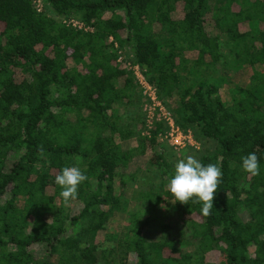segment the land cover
<instances>
[{
    "label": "trees",
    "instance_id": "obj_1",
    "mask_svg": "<svg viewBox=\"0 0 264 264\" xmlns=\"http://www.w3.org/2000/svg\"><path fill=\"white\" fill-rule=\"evenodd\" d=\"M42 2L0 0V264H264V0ZM129 61L222 169L211 215L169 192L185 156L146 127Z\"/></svg>",
    "mask_w": 264,
    "mask_h": 264
},
{
    "label": "clouds",
    "instance_id": "obj_2",
    "mask_svg": "<svg viewBox=\"0 0 264 264\" xmlns=\"http://www.w3.org/2000/svg\"><path fill=\"white\" fill-rule=\"evenodd\" d=\"M39 151L43 152L42 146ZM242 159V169L251 176L260 174L258 156L253 152ZM66 166L55 177V184L61 188L59 193L67 206L78 196L79 185L87 180V176L78 166ZM222 169L217 164L209 163L206 166L195 156L189 154L175 163L174 174L167 185L169 192L180 204H188L190 200L201 203V214L204 217L211 215L214 207V195L222 180ZM195 198V199H193Z\"/></svg>",
    "mask_w": 264,
    "mask_h": 264
},
{
    "label": "built area",
    "instance_id": "obj_3",
    "mask_svg": "<svg viewBox=\"0 0 264 264\" xmlns=\"http://www.w3.org/2000/svg\"><path fill=\"white\" fill-rule=\"evenodd\" d=\"M37 12L43 9L42 0H31ZM62 24L67 28L91 32L92 29L85 27L80 21L75 19H63ZM110 41L112 39L110 38ZM119 60H122L120 57ZM128 68L133 73L135 80L141 88L143 96V113L146 117V127L150 130L154 122H163L167 127L164 134H159L158 139L161 143H166L169 148L179 153L186 149L199 150L200 145L195 141L190 131L183 132L175 125L170 113L163 107L161 101L156 95V89L148 83L147 78L143 75L138 65L128 62Z\"/></svg>",
    "mask_w": 264,
    "mask_h": 264
},
{
    "label": "rangeland",
    "instance_id": "obj_4",
    "mask_svg": "<svg viewBox=\"0 0 264 264\" xmlns=\"http://www.w3.org/2000/svg\"><path fill=\"white\" fill-rule=\"evenodd\" d=\"M179 155H180V156H186V155H189V152L183 151V152L179 153ZM161 206H162L164 209H166L165 204H162ZM165 211H166V210H165Z\"/></svg>",
    "mask_w": 264,
    "mask_h": 264
}]
</instances>
